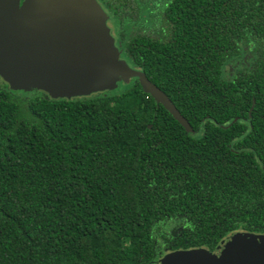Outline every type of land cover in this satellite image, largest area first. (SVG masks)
<instances>
[{
	"label": "trees",
	"instance_id": "16d2710c",
	"mask_svg": "<svg viewBox=\"0 0 264 264\" xmlns=\"http://www.w3.org/2000/svg\"><path fill=\"white\" fill-rule=\"evenodd\" d=\"M137 79L53 100L0 82V264H159L264 234V0H99Z\"/></svg>",
	"mask_w": 264,
	"mask_h": 264
},
{
	"label": "water",
	"instance_id": "95a60500",
	"mask_svg": "<svg viewBox=\"0 0 264 264\" xmlns=\"http://www.w3.org/2000/svg\"><path fill=\"white\" fill-rule=\"evenodd\" d=\"M119 55L108 15L96 0H0V79L10 90L71 100L137 79L145 94L193 133L171 100ZM159 264H264V234L232 233L214 250L174 251Z\"/></svg>",
	"mask_w": 264,
	"mask_h": 264
},
{
	"label": "flooded vegetation",
	"instance_id": "af4514ba",
	"mask_svg": "<svg viewBox=\"0 0 264 264\" xmlns=\"http://www.w3.org/2000/svg\"><path fill=\"white\" fill-rule=\"evenodd\" d=\"M97 1V3L99 4V6L105 11V9L103 8V6L101 5V3H100V1L99 0H96ZM105 13L108 15V13L105 11ZM108 26H109V28L111 29V34H112V36L115 38V33H114V28L111 26V24H110V17H109V15H108ZM115 42H116V46H117V37L115 38ZM118 48V47H117ZM119 50V49H118ZM135 70H137V69H135ZM139 71V70H138Z\"/></svg>",
	"mask_w": 264,
	"mask_h": 264
},
{
	"label": "rangeland",
	"instance_id": "374dc122",
	"mask_svg": "<svg viewBox=\"0 0 264 264\" xmlns=\"http://www.w3.org/2000/svg\"><path fill=\"white\" fill-rule=\"evenodd\" d=\"M115 30H116V29L114 28V31H115ZM114 36H115V35H114ZM116 37H117V36H115V38H116ZM0 85H2L1 82H0Z\"/></svg>",
	"mask_w": 264,
	"mask_h": 264
}]
</instances>
